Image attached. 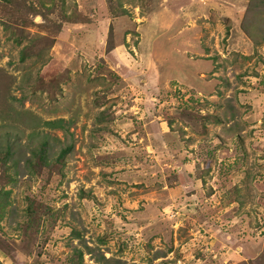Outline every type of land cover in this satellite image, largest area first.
Wrapping results in <instances>:
<instances>
[{
	"label": "rangeland",
	"instance_id": "obj_1",
	"mask_svg": "<svg viewBox=\"0 0 264 264\" xmlns=\"http://www.w3.org/2000/svg\"><path fill=\"white\" fill-rule=\"evenodd\" d=\"M250 1L0 0V264H264ZM39 132L65 162L28 164Z\"/></svg>",
	"mask_w": 264,
	"mask_h": 264
},
{
	"label": "trees",
	"instance_id": "obj_2",
	"mask_svg": "<svg viewBox=\"0 0 264 264\" xmlns=\"http://www.w3.org/2000/svg\"><path fill=\"white\" fill-rule=\"evenodd\" d=\"M242 25L244 30L247 32V34L254 40L255 43L260 44L261 41L264 40V0H251L249 6L246 9L244 19L242 21ZM43 53H37V56L42 55ZM32 54L28 52L27 49L22 50L20 54V61L23 62L26 59H28ZM25 98V96H23ZM23 98L21 100H23ZM13 113L15 112V108L9 106ZM20 112H16V119L18 121H21L23 119V115H19ZM41 123V122H40ZM42 126H48L50 128H61L65 130L66 132H70V125L65 121L63 118H59L56 120H46L43 122ZM13 129H18L17 127H14V124H11ZM16 133L8 132L6 134H0V165L2 167H11L12 165H16V161L13 158V155L15 154L14 145L18 143L21 139L19 138L20 135L18 133H21V131H16ZM39 135L42 136V140L40 143L37 144L36 147L31 146V152L32 155L27 158L28 164L35 162L36 159H40V161L44 162L47 165H53L57 161H64V159L67 157L68 152H71L74 148V142H73V135H71V141L68 142L65 146L61 147V150L55 158L48 159L49 154L53 153L51 148V145L49 144L48 138L50 136V133L48 132H39ZM31 136V134H30ZM65 162V161H64ZM63 162V163H64ZM6 194H9V191H5ZM8 202H5L3 199L0 202V214L3 215L6 210V205ZM78 258V264H85V262L82 261V254L79 253L77 255ZM76 258V259H77ZM76 261L72 260V264H75Z\"/></svg>",
	"mask_w": 264,
	"mask_h": 264
}]
</instances>
